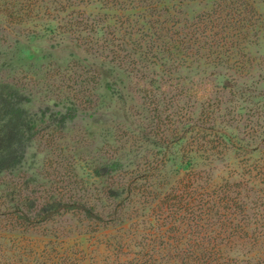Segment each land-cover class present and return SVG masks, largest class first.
Returning <instances> with one entry per match:
<instances>
[{"label": "rangeland", "instance_id": "rangeland-1", "mask_svg": "<svg viewBox=\"0 0 264 264\" xmlns=\"http://www.w3.org/2000/svg\"><path fill=\"white\" fill-rule=\"evenodd\" d=\"M69 1L89 23L105 30V35H90V40L96 38L98 44L84 46L88 33L71 37L58 30H38L34 36L32 24H12L0 15V82L14 80L24 87L35 107L53 100L61 105L75 102L84 109L67 132L54 125L51 131L43 132L44 138H39L30 152V163L32 167L37 164L34 172L43 194L58 196L72 190L68 184L83 182L80 194L108 219L118 202L108 201L105 193L109 188L120 187L129 177L118 172L98 179L95 168L120 160L125 165L130 161L137 163L135 167L147 172L149 178L143 182L145 197L140 193L133 197V203H125L127 221L123 226H96L70 215L49 227L51 231L58 230L66 242L67 254L74 258L81 257L83 249L89 263L122 264L121 260L140 251V243L161 241L150 237L157 229L152 223L156 215L166 217L168 224L182 215L186 220L190 218L187 214L193 208L179 204L181 197L190 201L193 196L190 186L179 184L187 170H182V159L198 157L194 172L197 170L201 186L207 187V181L214 185L209 193L234 188L233 179L238 176L257 178V169L264 165V25L260 37L251 38L246 49L234 56L199 50L160 54L155 49L151 51L153 43L136 29V51L123 47L129 55L119 52L118 59L108 51V42L114 39L113 49L119 46L120 50L119 40L126 38L124 33L129 29L121 26L133 13L119 7L103 8L100 0ZM251 1L264 21V0ZM176 6L178 17L171 15L168 24L181 31L187 22L208 12L212 2L179 4L178 0ZM61 19L66 20L67 16L61 15ZM112 32L116 35L112 36ZM198 91L201 98L194 95ZM197 123L228 131L239 149L215 141L203 147L195 145L192 133L184 147L164 149L172 137ZM256 146L262 154L255 152ZM252 159L257 168L251 164ZM68 173L72 177L69 180ZM225 195L233 196L231 192ZM162 199H167L164 208L159 203ZM168 206L171 207L166 211ZM43 238L42 231L35 237Z\"/></svg>", "mask_w": 264, "mask_h": 264}, {"label": "trees", "instance_id": "trees-1", "mask_svg": "<svg viewBox=\"0 0 264 264\" xmlns=\"http://www.w3.org/2000/svg\"><path fill=\"white\" fill-rule=\"evenodd\" d=\"M191 1L196 0H179V4ZM206 1L212 2V8L192 19L191 23L187 22L186 28L180 31V28L169 27L168 24L171 15L178 17V0H100L103 8L119 7L133 13L121 26H128L129 29L124 33L126 38L119 40L120 50L119 46H116L117 50L113 49V39L108 42V51L118 59H121V53H125V57L129 55V51L122 50L123 47L130 46V51L135 52L136 29L139 35L147 36L153 43L151 51L155 49L160 54L170 55L199 50L216 56H221L223 52L234 56L246 49V43L251 38L260 37L264 21L257 15L251 0ZM75 9L76 5L69 0H0V15L12 24H32L31 33L34 36L39 34L38 30L45 33L58 30L62 35L71 37L88 33L84 46H95L98 40H90V35H105V30L103 32L94 22L89 23ZM61 15H66L67 19H61ZM38 22L45 23L38 26ZM96 23L99 24V21ZM14 82H0V264H96L89 263L83 249L81 257L67 254L66 242L61 240L58 230L51 231L49 227L70 215L96 226L103 223L106 226H123L127 221L124 217L125 203H133V197L140 193L145 197L143 182H147L149 176L140 166L135 167L137 163L130 164L131 161L126 165L120 160L108 161L95 168L98 179L118 172L129 177L127 182L118 184L120 187L109 188L105 193L108 201L118 202L116 211L111 212L108 219L97 211L89 198L80 194L83 182L68 184L73 187L72 190L58 196L43 194L45 192H41L42 187L37 181L38 174L34 172L37 164L32 167L30 163V152L37 140L44 138L43 132L53 125L67 132L70 123L84 109L75 102L61 105L53 100L35 107L31 94ZM200 93L198 91L194 95L201 98ZM189 135H193V141L198 146L215 141L218 145H232L234 149H239L228 131L211 126L206 128L200 123L191 126L189 131L176 134L166 142L164 149L169 146L172 149L184 147ZM212 137L217 139L212 140ZM255 149L256 153L262 154L260 147ZM197 160L195 155L182 159V170L187 169L188 174L185 171L179 179L180 185L190 186L193 192L190 201L181 197L179 202L187 209L193 208L192 213L187 214L190 218L186 220L182 215L168 224L166 217L158 211L159 215L152 222L157 229L151 232L150 237L160 238L161 241L158 243L157 239H151L149 244L140 243L137 246L140 251L121 260L122 264H264V165L257 169L255 180L238 176L233 179L236 182L234 188L209 193L208 189L214 185L207 181V187L201 186L197 170L194 172ZM251 164L257 168L253 159ZM67 175V180L72 178L69 173ZM228 192L233 196L225 195ZM166 200L159 202L163 208L167 205ZM170 225L175 229L168 228ZM41 231L44 238L36 240Z\"/></svg>", "mask_w": 264, "mask_h": 264}]
</instances>
